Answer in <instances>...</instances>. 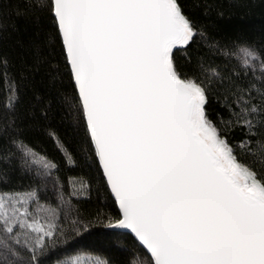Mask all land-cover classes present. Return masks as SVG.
I'll use <instances>...</instances> for the list:
<instances>
[{
	"label": "snow or ice",
	"instance_id": "1",
	"mask_svg": "<svg viewBox=\"0 0 264 264\" xmlns=\"http://www.w3.org/2000/svg\"><path fill=\"white\" fill-rule=\"evenodd\" d=\"M30 8L54 26L73 86L64 103L87 145L80 159L98 170L118 206L73 221V234L94 227L130 233L124 264L139 256L146 264H264V178L256 168H264V52L217 41L179 0H32ZM192 45L204 51L195 62L187 57L185 71L174 50L187 54ZM237 53L242 63L225 67ZM51 68L54 79L60 69ZM0 84L14 113L21 81L4 58ZM213 97L215 119L207 107ZM18 127L11 116L0 124V185L5 167L15 165L59 186L57 164L47 160L37 172ZM58 148L68 151L62 142ZM242 151L255 159L242 163ZM83 188L69 191L66 202L91 199L90 182ZM36 199L35 192L0 191V264H43L45 253L70 239L55 218L42 222L30 211Z\"/></svg>",
	"mask_w": 264,
	"mask_h": 264
},
{
	"label": "trees",
	"instance_id": "2",
	"mask_svg": "<svg viewBox=\"0 0 264 264\" xmlns=\"http://www.w3.org/2000/svg\"><path fill=\"white\" fill-rule=\"evenodd\" d=\"M31 3L32 0H0V58L8 61L12 76L21 81L19 103L11 114L5 107L9 99L5 86L0 84V124L6 125L10 116L15 120L19 126L17 131L33 149L37 172L47 160L57 164L59 186L45 179L37 182L31 173L12 165L5 167L6 178L0 191L21 195L35 192L38 199L29 200L30 211L42 222L55 218V222L70 235L67 242L54 245L42 256L43 264H57L66 256L83 264H124L122 250L133 244L131 234L99 227L80 237L73 234V221L87 220L103 205L115 213L118 206L98 170L85 167L80 159L87 145L82 144L81 134L75 128L74 109L64 103L65 97L73 95V86L63 70L59 42L53 35L54 26L46 15L34 12ZM179 3L185 14L217 41L247 42L264 52V0H179ZM203 51L196 45L190 46L187 54L177 49L174 51L175 63L188 71L187 57H193L195 62L197 53ZM242 59V54L237 53L225 67L236 65L237 61L242 63ZM53 64L60 69L54 79ZM255 75H259V70ZM207 107L215 119L220 111L217 98L213 97ZM50 133H55L58 140ZM230 138L234 145L238 144L240 133L234 131ZM60 142L67 152L58 148ZM239 159L242 163H250L255 157L242 151ZM256 168L264 178L261 164ZM85 181L90 182L91 199L78 202L73 196L66 202L69 191L84 190ZM69 208L74 210L65 218L64 212ZM20 239L23 244L26 237L22 235ZM68 264L73 261L69 260ZM135 264H146V257H137Z\"/></svg>",
	"mask_w": 264,
	"mask_h": 264
},
{
	"label": "rangeland",
	"instance_id": "3",
	"mask_svg": "<svg viewBox=\"0 0 264 264\" xmlns=\"http://www.w3.org/2000/svg\"><path fill=\"white\" fill-rule=\"evenodd\" d=\"M74 264H83V263H81L79 261H74Z\"/></svg>",
	"mask_w": 264,
	"mask_h": 264
},
{
	"label": "water",
	"instance_id": "4",
	"mask_svg": "<svg viewBox=\"0 0 264 264\" xmlns=\"http://www.w3.org/2000/svg\"><path fill=\"white\" fill-rule=\"evenodd\" d=\"M175 51V50H174ZM120 232H123V231H120ZM125 233V232H124ZM128 233V232H127ZM130 234V233H129Z\"/></svg>",
	"mask_w": 264,
	"mask_h": 264
}]
</instances>
